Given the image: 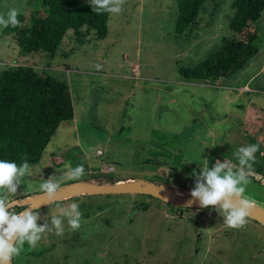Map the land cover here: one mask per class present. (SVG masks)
<instances>
[{
  "label": "rangeland",
  "instance_id": "rangeland-1",
  "mask_svg": "<svg viewBox=\"0 0 264 264\" xmlns=\"http://www.w3.org/2000/svg\"><path fill=\"white\" fill-rule=\"evenodd\" d=\"M232 1L209 0L200 12L201 28L193 40L175 35L176 0H126L121 13L111 14L109 36L100 42L104 62L94 60L99 51L91 47L92 36L90 42L85 39L78 45L72 33L65 38L72 42L65 55L52 59L33 53L27 61L29 53L6 34L7 27L0 26V70L15 63L37 64L41 71L60 69L57 76L67 79L75 112L72 121L61 123L41 163L31 166L32 174L24 178L13 199L41 194V179L55 176L61 186L76 181L63 174L81 163L85 174L79 180L114 172L136 181L155 180L181 196H191L195 177L189 174L199 171L198 163L207 159L211 167L217 159L223 162V157L235 155L241 146L259 143L246 195L264 209V156L260 155L264 152V15L257 23L260 52L245 70L215 82L187 83L177 74L182 65L193 68L203 62L220 38L233 37ZM12 8L27 22L35 11L30 0H0V15ZM88 35L93 34L85 29L79 33V37ZM141 57L151 79L143 78ZM97 64L102 65L99 71ZM132 65H138V81L130 76L135 71ZM76 67L86 74L78 78L67 71ZM159 156L168 163L161 168L153 165ZM149 161L152 164L144 169ZM69 200L38 211L50 219L77 203L83 213L81 227L73 231L64 218L63 234L46 232L34 248L25 243L26 251L16 256L14 264H264V226L250 218L244 227L232 229L215 209L173 211L163 202L138 195H84ZM142 202L150 204L147 211L137 209Z\"/></svg>",
  "mask_w": 264,
  "mask_h": 264
},
{
  "label": "trees",
  "instance_id": "trees-1",
  "mask_svg": "<svg viewBox=\"0 0 264 264\" xmlns=\"http://www.w3.org/2000/svg\"><path fill=\"white\" fill-rule=\"evenodd\" d=\"M208 1L176 0L178 18L175 23V35L177 37L196 39L197 30L201 28L199 25L202 19L199 15ZM30 2H34L35 5L32 18L27 22L24 16L18 15L23 27L9 25L5 29L6 34L16 38L17 45L26 53H43L44 56L53 59L58 54L65 55L68 51V45L72 42L66 43L65 38L70 33L75 36L73 39L77 40L78 45H83L85 39L88 41L90 36L98 41H104L109 36L108 22L111 14L93 12L89 0H30ZM231 8L234 13L229 16V28L234 33L233 37L220 38L218 46L210 55L193 68L178 63L182 66L178 67L177 74L182 80L187 83H198L227 79L245 70L258 56L260 36L257 23L264 15V0H233ZM84 29L93 35L79 37L80 31ZM15 64H5L0 70V159L22 163L26 158L30 166L38 165L61 123L74 119L72 90L66 82L67 79L61 78L64 77L63 75L57 76L55 70L41 71L39 70L41 68L35 67L37 65ZM160 158L164 159L163 156H159L158 163L153 165L161 168L168 163ZM223 158L230 160L235 167L236 164L238 165L235 155L231 154ZM148 164L151 165V161L144 162V169ZM99 168L98 171H100ZM130 180L131 178L110 172L98 174L86 180L65 182L61 187L81 181L111 185L127 183ZM132 180L135 179L132 178ZM138 196L162 202L152 196ZM59 202H65V200ZM165 204L173 211L185 209L173 208L170 204ZM140 207L147 211L150 204L142 202L137 209ZM16 210L19 211L22 208ZM25 251L26 248L23 249V253ZM16 259V257L13 258L12 264L16 262Z\"/></svg>",
  "mask_w": 264,
  "mask_h": 264
},
{
  "label": "clouds",
  "instance_id": "clouds-1",
  "mask_svg": "<svg viewBox=\"0 0 264 264\" xmlns=\"http://www.w3.org/2000/svg\"><path fill=\"white\" fill-rule=\"evenodd\" d=\"M126 0H89L93 12H107L119 14L123 10ZM18 10L10 9L6 15H0V26L23 27L18 19ZM99 71L102 65H95ZM260 151L259 143L241 146L235 156L239 167L236 168L230 161L216 160L209 167V161L199 164V171L193 169L189 174L195 177V186L191 190L192 199L189 205L199 203L200 207H213L222 217L223 223L232 229H239L248 223L251 210L256 201L246 195L250 183V173L255 163V154ZM264 156V152H260ZM196 162L191 161L189 163ZM32 174L31 166L25 158L22 163L13 160L0 159V264H12L14 257L19 256L23 246L27 243L34 248L46 232L53 230L57 235L64 232V218L73 230L81 227L83 213L77 203L70 204L61 210V215H50V219L42 217L38 205L29 204L22 210L20 201L15 198L18 188L25 183L24 178ZM85 174L84 164L75 167L69 166L64 172V177L79 180ZM61 185L55 176L41 179L39 190L44 200L54 202L58 199ZM44 220L43 224L38 223Z\"/></svg>",
  "mask_w": 264,
  "mask_h": 264
},
{
  "label": "water",
  "instance_id": "water-1",
  "mask_svg": "<svg viewBox=\"0 0 264 264\" xmlns=\"http://www.w3.org/2000/svg\"><path fill=\"white\" fill-rule=\"evenodd\" d=\"M110 194L146 195L168 203L173 208L204 209L203 207L199 206L198 202L189 205L188 201L192 199L191 196H181L179 193L173 190H169L166 187L164 188L154 182H148L146 180H131L127 183L122 182L111 185H99L81 181L61 187L59 197L54 202L45 201L42 193L33 197L18 199V201H20L21 204L20 208H23L29 204H34L38 205V209H41L55 202L72 199L79 196ZM249 218L264 226V209L255 206L251 210Z\"/></svg>",
  "mask_w": 264,
  "mask_h": 264
},
{
  "label": "crops",
  "instance_id": "crops-1",
  "mask_svg": "<svg viewBox=\"0 0 264 264\" xmlns=\"http://www.w3.org/2000/svg\"><path fill=\"white\" fill-rule=\"evenodd\" d=\"M112 31H114L115 33H116V30L115 29H112ZM105 41V40H104ZM87 42H90V41H87ZM100 42H102V41H98V40H93V41H91L90 42V44H91V47L93 46H95L96 47V49L99 51V56H97L94 60H96V61H102V62H104L105 61V59H104V57H103V55H105L104 54V49H103V47H102V44L100 43ZM70 45V44H69ZM28 54V53H27ZM31 54H33V53H31ZM31 54H28V56H26L27 58V61H30V59H29V57H32V55ZM35 56V62H37L38 61V57L36 56V55H34ZM142 62H144V60L142 59V57H141V59H140ZM145 63V62H144ZM34 65H37V64H34ZM35 67H37L38 68V65L37 66H35ZM44 67H46V65H44ZM44 67H42V68H44ZM54 67H58V66H54ZM39 68H41V67H39ZM147 68H149V66H148V64H144V67H142V70H143V78L145 79V80H148V78L149 79H151L150 77H153L151 74H149V75H147V72H146V70H147ZM44 69H46V68H44ZM76 69V70H75ZM73 71H72V69H70V70H67L68 72H74V74L76 75V77H78V78H81V76H84L85 74H86V72L84 71V70H81L79 67H76ZM56 70H60V69H55V71ZM57 72V71H56ZM96 73H98L99 74V72H96ZM100 73H101V71H100ZM131 76V75H130ZM129 76V77H130Z\"/></svg>",
  "mask_w": 264,
  "mask_h": 264
},
{
  "label": "built area",
  "instance_id": "built-area-1",
  "mask_svg": "<svg viewBox=\"0 0 264 264\" xmlns=\"http://www.w3.org/2000/svg\"><path fill=\"white\" fill-rule=\"evenodd\" d=\"M133 67H135V71H133V77L132 79H135V80H140L141 79V74H140V71H139V68H138V65H132Z\"/></svg>",
  "mask_w": 264,
  "mask_h": 264
},
{
  "label": "flooded vegetation",
  "instance_id": "flooded-vegetation-1",
  "mask_svg": "<svg viewBox=\"0 0 264 264\" xmlns=\"http://www.w3.org/2000/svg\"><path fill=\"white\" fill-rule=\"evenodd\" d=\"M146 181H148V180H146ZM148 182H150V181H148ZM163 202V201H162ZM163 203H165V202H163ZM185 209H187V208H185Z\"/></svg>",
  "mask_w": 264,
  "mask_h": 264
}]
</instances>
